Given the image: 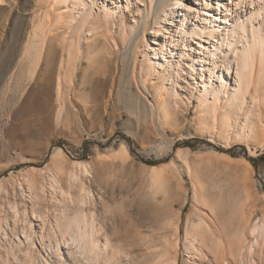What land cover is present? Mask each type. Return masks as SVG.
<instances>
[{
  "label": "rangeland",
  "instance_id": "374dc122",
  "mask_svg": "<svg viewBox=\"0 0 264 264\" xmlns=\"http://www.w3.org/2000/svg\"><path fill=\"white\" fill-rule=\"evenodd\" d=\"M102 1L95 2L94 23L84 25L74 76L63 81L59 98L61 62L76 43L70 27L55 23L63 7L53 0H0V210L15 204L33 216L26 177L37 175L48 199L55 195L53 175L68 189L76 173L90 190L86 208L101 228L99 239L129 255L123 264H251V257L237 261L225 251L226 233L233 235L243 219L251 226L264 216V129L245 130L241 141L234 125L228 137L220 126L202 124L196 101L178 105L159 90L165 118L158 91L144 81L147 63L134 51L131 27L143 13L123 11L111 29L99 27ZM39 4L45 10L37 13ZM45 12L47 40L39 39L33 53L30 39ZM253 88L247 105L258 126ZM36 206L50 215L55 209L48 200ZM192 225L213 235L195 244L201 256L188 239Z\"/></svg>",
  "mask_w": 264,
  "mask_h": 264
},
{
  "label": "bare ground",
  "instance_id": "6f19581e",
  "mask_svg": "<svg viewBox=\"0 0 264 264\" xmlns=\"http://www.w3.org/2000/svg\"><path fill=\"white\" fill-rule=\"evenodd\" d=\"M53 1L63 7L55 16V23L70 27L71 36L76 41L69 43L67 59L61 62L57 96L63 98V81L72 79L79 61V42L85 33L84 25L94 23L96 0ZM100 5L104 19H100L97 25L108 29L114 25L120 12H136L137 16L143 13L141 22L136 20L131 27L135 28L134 51L136 59L140 56L142 62L147 63L144 81L158 91L156 95L162 102L165 118L170 114L161 92L178 105L192 106L196 101L202 124H213L215 130L220 126L228 137L234 125V133L241 141L245 130L254 135L261 129L263 131L264 0H103ZM36 9L37 13L45 10L42 4ZM50 17L47 12L41 15L33 30L30 39L33 53L37 51L34 44L39 39L47 40L44 24L50 21ZM255 72L260 73L257 80ZM253 87L256 88L258 105L256 115L260 118L258 126L252 122L253 112L247 105L252 99ZM242 117L244 124L240 121ZM55 151L61 154L63 150L56 148ZM84 169L89 175L88 169ZM26 178L31 189L30 199L34 203L33 216L15 204L8 211L1 208L0 264H123V258L129 255L123 256L122 249L114 246L109 238L99 239L101 228L87 211L91 193L82 178L76 173L71 174L66 189L53 175L49 183L55 195L48 199L37 175ZM43 200L55 207L52 215L48 214L50 209L43 212L36 206ZM9 218L11 223L7 221ZM243 223L233 235L226 233L229 241L226 250L217 238L219 250L227 251L237 261L249 256L251 264H264L261 259L259 263L255 260V256H264V216L254 225L248 226L244 219ZM200 226L192 225L188 232L192 249L199 256L200 250L195 244L213 237L209 227ZM159 257L154 259L156 263Z\"/></svg>",
  "mask_w": 264,
  "mask_h": 264
},
{
  "label": "trees",
  "instance_id": "16d2710c",
  "mask_svg": "<svg viewBox=\"0 0 264 264\" xmlns=\"http://www.w3.org/2000/svg\"><path fill=\"white\" fill-rule=\"evenodd\" d=\"M127 141H128V143H129V145L131 146V145H132V142H130L129 140H127ZM149 165L154 166L155 164H149Z\"/></svg>",
  "mask_w": 264,
  "mask_h": 264
}]
</instances>
